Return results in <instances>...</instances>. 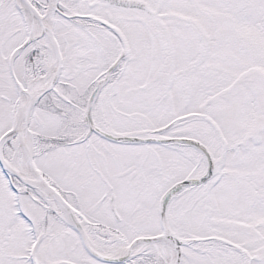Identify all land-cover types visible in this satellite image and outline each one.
<instances>
[{"label":"snow or ice","instance_id":"1","mask_svg":"<svg viewBox=\"0 0 264 264\" xmlns=\"http://www.w3.org/2000/svg\"><path fill=\"white\" fill-rule=\"evenodd\" d=\"M0 264H264V0H0Z\"/></svg>","mask_w":264,"mask_h":264}]
</instances>
